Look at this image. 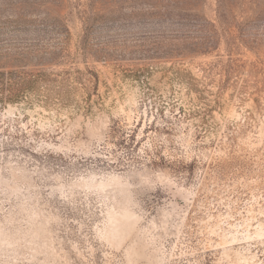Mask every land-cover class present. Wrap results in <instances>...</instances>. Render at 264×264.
<instances>
[{"label":"rangeland","instance_id":"rangeland-1","mask_svg":"<svg viewBox=\"0 0 264 264\" xmlns=\"http://www.w3.org/2000/svg\"><path fill=\"white\" fill-rule=\"evenodd\" d=\"M45 59L78 78L0 103V264H264V0H0V65Z\"/></svg>","mask_w":264,"mask_h":264},{"label":"trees","instance_id":"trees-1","mask_svg":"<svg viewBox=\"0 0 264 264\" xmlns=\"http://www.w3.org/2000/svg\"><path fill=\"white\" fill-rule=\"evenodd\" d=\"M52 60L45 59V61L41 60L38 63L30 64L25 61V63L11 67L0 65V103L27 98L31 93L40 92L41 89L48 93V97L54 92L62 94L63 90L69 87L70 78L76 79L78 77H73L72 71L61 74L50 72L47 65ZM154 129L159 133L170 132L168 127L160 128L149 124L146 128L147 134ZM135 132L137 131L126 132L117 141V129L113 128L109 140L115 145L113 149L115 154L113 155L117 159L110 160V165L129 167L146 164L154 169L178 171L175 161L164 153V143L145 146L142 140H137Z\"/></svg>","mask_w":264,"mask_h":264}]
</instances>
